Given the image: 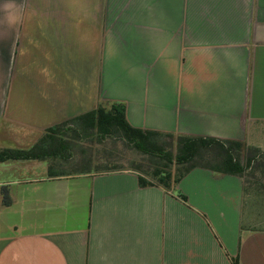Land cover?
<instances>
[{"label": "crops", "instance_id": "1", "mask_svg": "<svg viewBox=\"0 0 264 264\" xmlns=\"http://www.w3.org/2000/svg\"><path fill=\"white\" fill-rule=\"evenodd\" d=\"M112 104L134 128L264 153V0H0V149ZM5 185L0 264H264L238 176L195 168L166 190L18 160Z\"/></svg>", "mask_w": 264, "mask_h": 264}, {"label": "trees", "instance_id": "2", "mask_svg": "<svg viewBox=\"0 0 264 264\" xmlns=\"http://www.w3.org/2000/svg\"><path fill=\"white\" fill-rule=\"evenodd\" d=\"M93 136L100 144L107 139L118 138L149 158V163L155 166L151 173L156 179L155 183L143 178L138 173L139 168L132 169L138 174L139 184L143 187L156 184L169 190L172 183H178L195 168L240 178L249 168L264 173V153L257 148L208 137H174L171 134L134 128L127 122L125 107L121 104H112L109 108L99 106L95 110L61 122L47 129L28 149H0V163L18 160L46 161L49 177L89 174L93 170L98 173L111 172L107 169L112 167L91 168V160L84 156L80 142ZM165 139L175 143V155L166 150ZM241 148L246 149L245 166L240 164V156L235 153ZM77 150L81 155L79 159L73 156ZM174 163L181 168L176 169L173 177L169 169ZM65 164L72 169L64 170ZM0 195L1 205L9 207L12 200L7 185L0 187ZM180 197L185 200L184 196Z\"/></svg>", "mask_w": 264, "mask_h": 264}, {"label": "rangeland", "instance_id": "3", "mask_svg": "<svg viewBox=\"0 0 264 264\" xmlns=\"http://www.w3.org/2000/svg\"><path fill=\"white\" fill-rule=\"evenodd\" d=\"M164 141L167 142L166 150L175 155V143L166 139ZM80 146L81 150L85 153L84 156L91 160V168L93 169L112 167L107 169V171L111 170V172H115L133 171L132 169L137 167L139 168L138 173L143 178L151 183L156 182V179L151 175L155 166L151 162L149 163V158L118 138L107 139L100 144L97 138L93 136L81 141ZM235 153L240 156V164L245 166L246 149L241 148L239 151H235ZM73 156L75 159H79L81 156L80 151H75ZM158 168L160 169L161 167ZM177 168H181V166L179 167L175 163L170 166L169 170L173 177L176 174ZM63 169L69 171L72 168L68 164H65ZM93 171L92 173H98L95 172L97 170ZM241 180L243 183V224L257 229H264V173L260 170L249 168L245 171Z\"/></svg>", "mask_w": 264, "mask_h": 264}, {"label": "clouds", "instance_id": "4", "mask_svg": "<svg viewBox=\"0 0 264 264\" xmlns=\"http://www.w3.org/2000/svg\"><path fill=\"white\" fill-rule=\"evenodd\" d=\"M15 19H16V17H15V16H10V18H9L10 22H12V23H14V22H15Z\"/></svg>", "mask_w": 264, "mask_h": 264}]
</instances>
